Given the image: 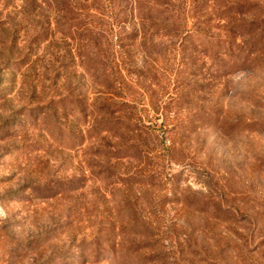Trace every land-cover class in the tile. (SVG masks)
Segmentation results:
<instances>
[{
  "label": "rangeland",
  "instance_id": "374dc122",
  "mask_svg": "<svg viewBox=\"0 0 264 264\" xmlns=\"http://www.w3.org/2000/svg\"><path fill=\"white\" fill-rule=\"evenodd\" d=\"M157 1L0 0V264H264V0Z\"/></svg>",
  "mask_w": 264,
  "mask_h": 264
},
{
  "label": "trees",
  "instance_id": "16d2710c",
  "mask_svg": "<svg viewBox=\"0 0 264 264\" xmlns=\"http://www.w3.org/2000/svg\"><path fill=\"white\" fill-rule=\"evenodd\" d=\"M34 1L37 2L38 0ZM195 1L197 0H194V2ZM41 2L42 5L48 9L54 6L53 8L59 12L61 17L56 22L57 27H61L63 24L68 23L69 17L73 18L74 14L81 15L83 21L79 22L84 26L88 23H93V21L108 26H113L116 21V23L120 24V26H134L133 29L135 30H133V32L118 39L123 55H127L128 53L130 54L131 50L127 48L132 47L138 38L141 39V37L143 38L146 36L147 28L153 29L151 35H160V30L153 28V26L151 27V24L156 21H160L162 18L161 16L167 13L166 11H168V9L175 8V4H171L172 1H167L159 8H156L152 2L156 5L158 4L157 0H41ZM173 2L175 3V0H173ZM183 4L184 3H181V5ZM134 10H139L140 13H138L137 16L133 15ZM183 14L185 15V13ZM179 16L181 15L179 14ZM70 21L72 24L69 23V25H72V27L76 26L77 28V22L75 20ZM185 21H187V19H185ZM137 26H140L141 29ZM179 27L172 24L168 25V27L164 29L163 36H168L170 33L176 32L179 30ZM84 40L87 41L88 39L84 38ZM103 87L106 91L104 93L105 98L101 101L114 102V96H117V93L113 91V86H107L104 84Z\"/></svg>",
  "mask_w": 264,
  "mask_h": 264
}]
</instances>
